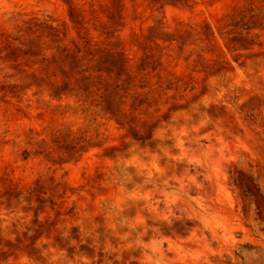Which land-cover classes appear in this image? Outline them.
<instances>
[{
  "label": "rangeland",
  "instance_id": "374dc122",
  "mask_svg": "<svg viewBox=\"0 0 264 264\" xmlns=\"http://www.w3.org/2000/svg\"><path fill=\"white\" fill-rule=\"evenodd\" d=\"M0 264H264V0H0Z\"/></svg>",
  "mask_w": 264,
  "mask_h": 264
}]
</instances>
